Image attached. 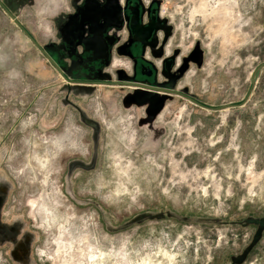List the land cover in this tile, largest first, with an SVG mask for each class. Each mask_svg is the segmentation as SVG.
Here are the masks:
<instances>
[{
	"label": "rangeland",
	"instance_id": "rangeland-1",
	"mask_svg": "<svg viewBox=\"0 0 264 264\" xmlns=\"http://www.w3.org/2000/svg\"><path fill=\"white\" fill-rule=\"evenodd\" d=\"M3 1L39 45L0 2V218L25 245L1 242L0 264H264V0H145L157 50L94 78L181 93L70 81L93 78L40 47L70 0Z\"/></svg>",
	"mask_w": 264,
	"mask_h": 264
},
{
	"label": "flooded vegetation",
	"instance_id": "flooded-vegetation-1",
	"mask_svg": "<svg viewBox=\"0 0 264 264\" xmlns=\"http://www.w3.org/2000/svg\"><path fill=\"white\" fill-rule=\"evenodd\" d=\"M0 2L4 8L14 13L3 0ZM68 6L66 15L63 14L60 17L61 21L58 23L52 44L40 47L45 58L50 56L56 62L58 67L54 66L61 75L68 78L60 60L70 57L72 61L80 65L77 68L79 74L93 78H69L73 82L96 83L101 81L94 77L101 72L113 73L112 69L105 70V66L111 61L113 63L116 58V66L119 64V66L126 68L130 67V70L135 73V66L132 62L129 61L131 63L129 65L128 62L122 60V57L130 55L135 60L143 57V44L139 42V38L143 37L144 28L148 22L153 21L160 27L156 33L157 42L159 30L167 28L166 21L160 16L157 2H146L145 0H70ZM73 21L77 24L76 27L83 26L85 28L81 37L77 34L76 27L73 28L74 30L72 29L73 32L70 35L64 34V28L66 29ZM66 36H70L69 41L66 40ZM80 41H83V44H79ZM140 72L146 77H152L155 74L153 65L146 62H142L140 65ZM9 188L8 182L0 178V205L7 199ZM20 232L19 223L8 225L0 218V243L8 241L13 245L15 244L17 248L13 254L16 258L21 259L25 245L21 236L19 237Z\"/></svg>",
	"mask_w": 264,
	"mask_h": 264
},
{
	"label": "water",
	"instance_id": "water-1",
	"mask_svg": "<svg viewBox=\"0 0 264 264\" xmlns=\"http://www.w3.org/2000/svg\"><path fill=\"white\" fill-rule=\"evenodd\" d=\"M2 3V2H1ZM4 6V5H3ZM6 11L8 12V14L11 16V18L13 20H15L20 26L21 28L25 31V33H27V35L29 36V38L36 43L37 45L38 42L36 41V39L33 37V35L30 33V31L27 29V27L25 25H23V23L17 18V16L10 12L7 8H5ZM160 27L157 26V24L153 21H150L147 23L146 27L144 28V33H143V37L139 38V42H141L143 44V50L147 47L150 46L151 48H155L157 49V39H156V33L158 31ZM155 55L161 56L163 55V52L161 51H154ZM48 59L56 66L58 67V65L56 64V62L50 57L47 56ZM176 62L175 56L173 55H168L167 57H165L163 59L162 62V71L164 74H167L168 76H172L171 70L174 66ZM148 63H150L152 65L151 62L148 61ZM259 70V68H257L255 70V73ZM153 71L156 73L157 69L156 67L153 66ZM150 75V73H148ZM97 83H108V84H123V85H130V86H134V87H139V88H145L147 90H153V91H158V90H162V91H167V92H174V93H181L180 91H176L174 89L168 88V87H164L163 85H151V84H147L141 81H137V80H131V79H125V80H121V79H113L111 81L108 80H101ZM71 89V86H69V90ZM145 93V92H144ZM146 97V96H145ZM143 97V98H145ZM192 98V97H190ZM194 99V98H193ZM81 112V115L84 117V119L87 122H90V119L86 116H84L83 111L81 110V108L78 105H75Z\"/></svg>",
	"mask_w": 264,
	"mask_h": 264
},
{
	"label": "crops",
	"instance_id": "crops-1",
	"mask_svg": "<svg viewBox=\"0 0 264 264\" xmlns=\"http://www.w3.org/2000/svg\"><path fill=\"white\" fill-rule=\"evenodd\" d=\"M62 0H60V2H61ZM117 60V58L116 59H114V61H113V66H116L115 65V61ZM123 61H125L124 59H122ZM129 69H130V67H129Z\"/></svg>",
	"mask_w": 264,
	"mask_h": 264
},
{
	"label": "bare ground",
	"instance_id": "bare-ground-1",
	"mask_svg": "<svg viewBox=\"0 0 264 264\" xmlns=\"http://www.w3.org/2000/svg\"><path fill=\"white\" fill-rule=\"evenodd\" d=\"M48 58V57H47ZM33 202V201H32ZM31 203V202H30ZM33 204H35V203H33ZM35 206V205H34Z\"/></svg>",
	"mask_w": 264,
	"mask_h": 264
}]
</instances>
